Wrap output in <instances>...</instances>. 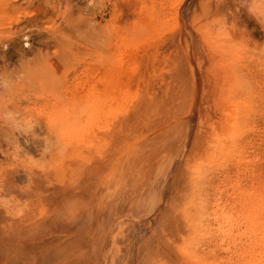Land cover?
<instances>
[{
	"label": "bare ground",
	"instance_id": "1",
	"mask_svg": "<svg viewBox=\"0 0 264 264\" xmlns=\"http://www.w3.org/2000/svg\"><path fill=\"white\" fill-rule=\"evenodd\" d=\"M133 2L103 31L94 78L53 98L49 165L0 159V264H219L202 256L200 161L211 147L244 160L252 108L237 99L258 92L247 73L264 68V0ZM123 8L139 21L122 23ZM247 196L239 222L218 202L207 226L243 238L237 262L264 264V202Z\"/></svg>",
	"mask_w": 264,
	"mask_h": 264
},
{
	"label": "rangeland",
	"instance_id": "2",
	"mask_svg": "<svg viewBox=\"0 0 264 264\" xmlns=\"http://www.w3.org/2000/svg\"><path fill=\"white\" fill-rule=\"evenodd\" d=\"M137 1L140 2V6L144 5L145 7H149L150 2L155 1L156 4L163 2V0H146L144 3L145 0H143L144 2L136 0L131 4ZM173 1L166 0L163 6L168 9ZM200 2L201 0H188L187 4H190L189 7L192 10ZM125 3L127 4V0H0V148H2L0 149V154H2L0 159L8 151H16L19 158L27 161H22L26 164H38L42 168L44 166L39 164L49 165L46 162L50 161L48 160L50 150L45 147L49 142H47V134L44 132L46 131V116L54 102L53 98L56 99L64 87L70 86L71 90H79L84 87L87 82L85 73L88 69L92 74L86 79L89 81L94 78L96 75L94 73H97L95 71L97 66L94 64L96 56L106 45V39L102 34L106 31L107 33H109L108 31L113 32L116 17L121 10L119 7L130 5ZM132 7L136 8L137 6L133 5ZM124 10L123 8L122 20L128 18L122 23L127 25L137 16L134 18L131 14L129 15L130 10L129 12L125 10L126 13ZM135 20L139 21V18ZM91 58L93 59L91 60ZM252 67L254 68L252 69ZM250 69V72L244 73H247L248 76L251 75L248 80L254 88H257L258 92L256 89L255 91L252 89L249 92L251 96L244 95L240 100L237 99L240 103L246 101L250 109L252 108L251 117H249L247 125L242 127L240 133L242 134L243 144L241 146L243 149L242 159L244 160L240 166H237L235 157L234 159L230 158L226 161L227 163L224 161L225 164L222 166L224 163L222 161L225 159L217 158L211 144L208 147H211L208 152L211 151L208 153L205 150L207 154H204L205 151H203L204 158L200 161L202 173L200 188L203 201L202 214H204L202 223L204 222L203 224L207 227V230H204L205 227L202 226L204 232L202 237L206 238L202 239V256L205 255L206 258L205 256L204 258L206 260L208 258L207 261L213 263L238 264L239 262L240 264L239 259L237 262V255L238 251L242 250L240 243L244 241L243 238L241 240L237 238L238 242L234 241V246L231 242L232 238L218 240V237L212 236L214 233L207 226V215L215 209L214 205L221 202V212L225 216L230 214L228 217L239 222L241 216L244 215L243 200L238 198L240 193L246 191L249 195L252 192L254 196H247V201L256 199L258 202L260 199V203L264 202V198H262L264 197V98L255 95V92L258 95L259 90L264 88V68L253 63ZM82 81L85 83L80 86ZM92 87H87V90H91ZM10 133H12V138ZM44 151H47L48 154ZM208 155L212 159H209ZM44 157L46 158L41 159ZM205 158L206 160H203ZM236 193L238 194L237 198ZM239 213L240 216H238ZM235 234L236 232L233 235ZM217 241L222 242L218 243Z\"/></svg>",
	"mask_w": 264,
	"mask_h": 264
}]
</instances>
